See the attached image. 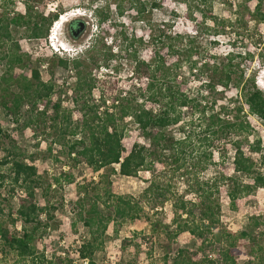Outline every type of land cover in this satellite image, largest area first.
<instances>
[{"label": "trees", "instance_id": "1", "mask_svg": "<svg viewBox=\"0 0 264 264\" xmlns=\"http://www.w3.org/2000/svg\"><path fill=\"white\" fill-rule=\"evenodd\" d=\"M16 1L0 0V61L5 64V71L0 75V107L19 122L22 109L29 106L32 114L24 121L25 126L45 121L47 127L55 129L57 124L54 121L59 117L61 103L52 102L55 84L41 77L40 68L46 59H31L15 40L12 28H26L30 37H46L52 23L64 11L59 9L44 15L35 12L31 3L27 4L24 13L11 11ZM91 1L96 18V37L87 48L88 54L75 56L71 62L76 73V102L82 114L74 122L69 120L70 116L63 115L61 129L63 136L74 138L68 144V155L73 162L85 161L99 176L97 182L93 181V187L82 185L78 190L76 214L88 228L89 235L79 247L81 257L88 258V264H98L94 255L105 246L111 222L141 218L147 214L144 204L157 209L171 201L174 215L170 224L163 223V227L167 226L164 232L171 238L189 233L196 241L194 247L178 248L174 256L167 250L162 264H238V255L243 252L253 256L257 264H264L260 217L254 215L241 230L230 229L222 219L223 192L229 198L230 207L237 209L246 195L264 188L262 139L255 136L250 118V115H257L264 121V90L257 83L256 72L247 77L242 66L245 58L254 57L264 65V39L257 43L260 46L257 55L251 51L245 56L233 51L212 55L197 43V33L154 28L151 20L145 17L146 11L160 8L165 0L117 1L118 15L124 14L123 3L128 1L142 19H147L144 34L130 35L125 28H119L117 18H113L110 0L104 5H99L97 0ZM174 1L186 6L187 17L196 24L211 21L212 24L206 27L209 33L226 32L236 22L241 26H247L250 21L264 24V0L239 1L235 21L214 13L216 0ZM252 1L254 5L250 6ZM226 2L231 4L229 0ZM196 12L201 13V21L195 16ZM80 20L78 17L71 19L69 29ZM123 54L132 64L131 76L137 80L136 90L114 96L111 101L92 100L90 96L96 83L108 82V75L114 72L112 60ZM56 65L68 67L70 58L58 56L49 66ZM101 66L107 68L106 75L101 74L104 77L93 72L94 68ZM27 67L30 75L23 72ZM192 79L202 82L203 87L196 94L189 91ZM219 87L228 91L234 89L236 95L216 111L205 103V98ZM79 92L83 93L79 95ZM51 105L56 111L55 117L46 116ZM38 108L42 111L33 113ZM195 115L200 118L199 127L203 134L199 138L191 128ZM131 124L135 125L141 141L135 142L127 151L124 138L130 132ZM176 126H180L179 135L172 131ZM6 138L13 142L10 134L0 126V148L4 151L0 157V189L8 182L10 197L6 199L10 205L8 221L2 217L4 208L0 202L3 250L16 255V264H73V259H59L60 263H56L44 252L37 251V239L50 226L52 210L50 205H41L38 201L37 191L42 186L38 167L29 162L15 144L6 145ZM229 144L234 150L231 165L224 153ZM211 147L218 148L219 169L215 175L203 177L201 172L214 163ZM253 153H260L259 159ZM165 157L176 163L174 170L184 178L185 192L176 193L171 183L156 173L159 163L165 166ZM228 167L233 173L225 172ZM70 168L62 176L72 182L74 176ZM142 170L151 171L153 177L139 197L114 192L110 179L113 174L138 176ZM60 179L57 177L56 181L60 182ZM15 197L18 198L17 208L11 202ZM146 217L150 221L151 233L125 237L123 247L139 246L142 240H154L162 223L152 220L148 214ZM17 220L22 221L21 230L11 229L9 223L14 225ZM168 225H174V228L169 230Z\"/></svg>", "mask_w": 264, "mask_h": 264}, {"label": "rangeland", "instance_id": "2", "mask_svg": "<svg viewBox=\"0 0 264 264\" xmlns=\"http://www.w3.org/2000/svg\"><path fill=\"white\" fill-rule=\"evenodd\" d=\"M97 1L99 5H104L107 0ZM110 1L113 18H117L120 24L119 28H125L129 35L135 33L144 34L147 29L145 22L147 19H150L155 29L171 28L175 32L197 33V43L201 46L202 50L208 51L212 55H225L233 51L244 56L249 51L257 55V52L260 50V46L257 43L260 39H264V24H257L254 21H250L247 26H241L240 23L236 22L234 27H228L226 32L209 33L206 27L212 24L211 21L208 20L206 23L201 22L196 24L187 17L186 6L174 0L163 1L160 8L150 9V11L147 9L145 14L147 19L145 20L138 14L131 2L125 1L123 3L124 14L118 15L115 3L119 0ZM239 1L241 0H229L231 4H228L226 0H216L213 6L214 13L225 19L229 18L235 21L236 15L234 13L237 8L236 4ZM28 3L34 5L33 10L35 12H43L44 15L58 11L59 9H63L64 11L62 14L66 20L62 18L63 16L61 17V34L59 37L70 49L69 52L61 50L60 53H55L50 44L49 35L55 30V22L50 26L48 35L41 38L30 37L26 28H12L15 40L31 56V59L34 61L42 58L46 59L40 68L41 77L44 81L50 80L55 84L52 102L61 103L59 117L54 121L57 124H55V129H51L50 126L47 127L44 123L45 121L25 126L24 121L32 114L29 106H25L22 109L19 122H16L11 115H7L5 110L0 107V126L13 139V142L10 143L9 138H6V145L11 147L12 143L15 144L23 152L28 161L38 167L42 182V186L37 191L38 201L41 205H50L52 210L53 219L50 226L37 239V251L40 253L44 252L48 259L56 263L59 262V259H73V264H84L79 259L76 261L75 259L77 258V249H79L80 244L89 235L88 228L76 214V209H78L76 201L80 186L89 184V187H93V181L97 182L99 176L85 161L73 162L72 158L68 155V144L74 138L68 135L63 136L61 129L63 127V119H65L63 115L70 116L69 120L74 122L82 114L76 102V97L78 96L77 90L74 88L76 85V73L71 62L75 56H86L88 54V46L96 37L97 26L94 7L91 0H17L10 10L24 13ZM232 4L233 8H231ZM95 5L97 6L96 3ZM249 5L253 6L254 2H250ZM195 16L199 21L202 20L200 12H196ZM76 17L86 24V29L79 38L72 37L68 32L69 21ZM196 29H198L197 32ZM114 32L115 30L112 29V33ZM58 56L70 58V66L63 67L56 65L51 68L49 65H51L52 60H57ZM112 66L114 72L111 71V74L108 75V82L98 81L96 83L90 96L93 98L92 100L97 102H101L103 99L111 101V98L114 96L124 95L136 90L135 84L137 80L131 76L132 64L125 58V55H120L118 58L116 57L112 60ZM242 66L246 69L247 77L254 71L256 72L257 83L264 90V65L260 64L259 59L257 57L253 59L245 58ZM4 71L5 64L0 61V75ZM23 72L27 75L31 73L28 67L23 69ZM93 72L104 77L102 75H106L107 68L106 66H101L94 68ZM202 87V82L197 79H192L189 83V91L193 94L201 91ZM13 89L18 90L17 87H13ZM82 93L79 92V95ZM235 95L236 90L232 89L228 91L223 87H219L207 94L205 103L218 111L222 105L226 106L229 103L230 97ZM41 111L38 108L33 113ZM46 113V116H56V111L52 105ZM197 117V115L193 117L191 128L195 130V133H198L196 136L199 138L203 134L199 127L200 118ZM250 118L255 127V136L262 139L263 150L261 153L264 154V121L257 115H250ZM129 131L124 138V145L127 151L132 148L135 142L141 141L135 125L131 124ZM172 131L175 135H179L180 126L173 127ZM211 149L214 153V163L201 172V176L203 177H211L219 169V165H217V161L219 160L218 148L211 147ZM225 151L226 161L231 165L234 159V150L229 144ZM245 151L248 152V148H245ZM3 154L4 151L0 148V157ZM253 156L259 159L260 153H253ZM165 161V166L160 163L156 166V173L161 174L166 181L171 183V187L176 193L181 194L185 192L186 184L184 178L180 175V172L174 170L176 163L170 157H165ZM69 168L74 176L72 182H69L65 176H62V173L67 172ZM225 172L231 174L233 173V169L228 167L225 169ZM57 177H61L60 182L56 181ZM152 177L153 173L148 170L140 171L138 176H124L116 173L110 177L112 181L111 187L116 193L131 194L139 197ZM101 187H104V184ZM8 189V182L0 189V202L4 208L2 217L6 221L9 220L8 215L10 213L9 200H6L10 198ZM90 190L93 191V189ZM11 202L17 208L18 198L15 197ZM144 206L152 220H158L162 223L159 225L160 230L155 233L154 240H142L139 246L133 245L126 248L122 246V240L125 237H134V235L135 237L136 235L140 237L142 234L151 233L150 221L146 217L147 214H143L141 218L126 220L122 223L111 222L107 230L105 246L94 255L95 261L98 264H162L164 253L167 250L174 256L180 247L195 246L196 239L189 233H182L176 238H171L164 232L167 226L163 227V225L170 224L174 215L171 201H167L162 207L159 206L157 209H151V206L148 204H144ZM254 215L259 216L262 221L259 231L262 233L261 242L264 245V188H258L246 195L241 200L237 209L230 207L229 198L225 192L222 193V219L227 227L233 230L244 229ZM43 217L45 218L46 214ZM168 226H170L169 230L174 228V225ZM9 227L11 229L16 227L18 230H21L22 221L17 220L14 225L9 223ZM247 247H249L248 244ZM64 251L66 256L62 253ZM16 258L14 253L3 250V244L0 242V264H16ZM238 264H257V261L253 256L243 252L238 255Z\"/></svg>", "mask_w": 264, "mask_h": 264}, {"label": "clouds", "instance_id": "3", "mask_svg": "<svg viewBox=\"0 0 264 264\" xmlns=\"http://www.w3.org/2000/svg\"><path fill=\"white\" fill-rule=\"evenodd\" d=\"M63 16V14L60 15L59 20L55 21V30L54 32H51V34L49 35V40H50V44L52 46V48L55 50V53H60L61 50H63L64 52H69V48L66 46V44L63 42V40H61V38L59 37V35L61 34V30H60V26H61V17Z\"/></svg>", "mask_w": 264, "mask_h": 264}, {"label": "flooded vegetation", "instance_id": "4", "mask_svg": "<svg viewBox=\"0 0 264 264\" xmlns=\"http://www.w3.org/2000/svg\"><path fill=\"white\" fill-rule=\"evenodd\" d=\"M83 25V29L81 30V32H77L78 29ZM69 29V27H68ZM86 29V24L84 21L80 20L78 21L77 25L75 26H71V28L69 29L70 30V35L74 38H79L85 31Z\"/></svg>", "mask_w": 264, "mask_h": 264}, {"label": "built area", "instance_id": "5", "mask_svg": "<svg viewBox=\"0 0 264 264\" xmlns=\"http://www.w3.org/2000/svg\"><path fill=\"white\" fill-rule=\"evenodd\" d=\"M80 246H81V244H80ZM80 246H79V247H80ZM62 253L66 256L65 251L62 252ZM76 256H77V258L75 259V261L79 259V260H80L81 262H83L84 264H88L89 259H88V258H82L81 255H80V251H79V249H77V254H76Z\"/></svg>", "mask_w": 264, "mask_h": 264}, {"label": "water", "instance_id": "6", "mask_svg": "<svg viewBox=\"0 0 264 264\" xmlns=\"http://www.w3.org/2000/svg\"><path fill=\"white\" fill-rule=\"evenodd\" d=\"M82 29H83V25L78 29L77 32H81Z\"/></svg>", "mask_w": 264, "mask_h": 264}, {"label": "bare ground", "instance_id": "7", "mask_svg": "<svg viewBox=\"0 0 264 264\" xmlns=\"http://www.w3.org/2000/svg\"><path fill=\"white\" fill-rule=\"evenodd\" d=\"M74 13H75V12H74ZM62 18H63L64 20H66V19H65V16H63Z\"/></svg>", "mask_w": 264, "mask_h": 264}]
</instances>
